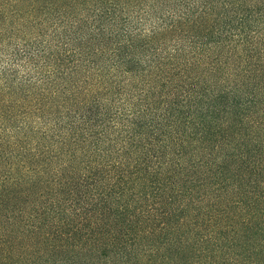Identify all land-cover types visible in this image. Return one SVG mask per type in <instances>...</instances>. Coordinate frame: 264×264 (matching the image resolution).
<instances>
[{
	"label": "trees",
	"instance_id": "1",
	"mask_svg": "<svg viewBox=\"0 0 264 264\" xmlns=\"http://www.w3.org/2000/svg\"><path fill=\"white\" fill-rule=\"evenodd\" d=\"M0 264H264V0H0Z\"/></svg>",
	"mask_w": 264,
	"mask_h": 264
}]
</instances>
